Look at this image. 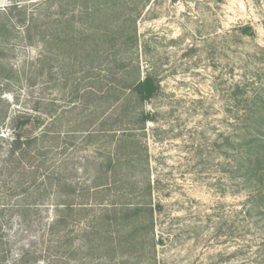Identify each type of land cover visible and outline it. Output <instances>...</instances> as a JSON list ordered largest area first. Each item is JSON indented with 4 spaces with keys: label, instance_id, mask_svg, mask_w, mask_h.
Segmentation results:
<instances>
[{
    "label": "rangeland",
    "instance_id": "374dc122",
    "mask_svg": "<svg viewBox=\"0 0 264 264\" xmlns=\"http://www.w3.org/2000/svg\"><path fill=\"white\" fill-rule=\"evenodd\" d=\"M11 6L0 169L14 116L43 139L16 192L0 172V264H264V186L237 169L264 94V0H0L1 17Z\"/></svg>",
    "mask_w": 264,
    "mask_h": 264
},
{
    "label": "trees",
    "instance_id": "16d2710c",
    "mask_svg": "<svg viewBox=\"0 0 264 264\" xmlns=\"http://www.w3.org/2000/svg\"><path fill=\"white\" fill-rule=\"evenodd\" d=\"M13 9L14 8L11 6L6 16L1 17L0 15V32L4 29V27L7 28L6 25L11 19L10 16L13 15ZM17 15L19 16L17 18V21L24 22V13L18 10ZM69 24H71L70 21L67 23V25ZM51 41L54 44L58 43V40L55 37H53ZM12 75L13 71L12 69H9V74L5 76L6 78L2 76L1 80H9L8 78H12ZM146 82L150 83L151 90L149 94L147 93ZM33 83H31V85H33ZM5 88L7 89V87ZM156 88L157 87L153 79L147 77L143 81H137L132 89L133 92L136 93L137 101L143 103L149 101L154 96ZM0 91H2V89H0ZM253 105H258L259 108L252 109L249 107L245 112L244 119H242V122L245 123V130H243L244 136L241 138L239 145L241 156L237 161V169L244 177V181L251 182L255 180L256 183H258L262 188L264 186V141L258 138V133H260V130L263 129L261 125L264 123V94L262 98L257 96ZM6 108H8V106H6L5 109ZM6 115L7 110L3 111L0 114V122H4L7 117ZM36 120L38 119L34 120L31 116L21 115H16L12 118V140L8 144V148L5 154L6 156L4 158V161L8 163V166H6V168L2 167L0 169V172H8L7 176L12 179V183L10 186H12L11 190L13 192H16L18 190L17 187H20L23 185V183H25V180L18 172L22 173L24 169L20 167L21 164H23L30 158V147L35 145L37 146L42 143L43 137L39 138L36 135H30L28 131V127L32 125V122H37ZM143 120L151 121L153 120V118H150L147 114L144 116ZM252 131H254V133H252ZM24 137L25 139H22ZM3 141H5L4 138L0 137V142ZM37 154H39V151H37ZM255 199L256 205L264 207V189L258 192V195L255 197ZM69 207L70 206H67L68 209H70ZM151 213L152 210L149 209L148 214L151 215ZM57 223L58 222H55L54 225H56ZM3 245L4 244L2 243V239L0 238L1 262L6 259V253H4ZM25 262L26 261L24 259V256H22V258L16 264H26Z\"/></svg>",
    "mask_w": 264,
    "mask_h": 264
},
{
    "label": "water",
    "instance_id": "95a60500",
    "mask_svg": "<svg viewBox=\"0 0 264 264\" xmlns=\"http://www.w3.org/2000/svg\"><path fill=\"white\" fill-rule=\"evenodd\" d=\"M146 89H147V93L149 94L151 90L149 82H146Z\"/></svg>",
    "mask_w": 264,
    "mask_h": 264
}]
</instances>
